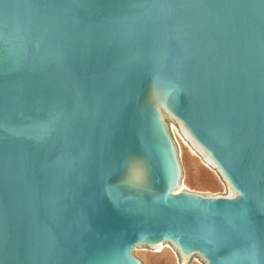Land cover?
I'll use <instances>...</instances> for the list:
<instances>
[{"label": "water", "instance_id": "obj_1", "mask_svg": "<svg viewBox=\"0 0 264 264\" xmlns=\"http://www.w3.org/2000/svg\"><path fill=\"white\" fill-rule=\"evenodd\" d=\"M164 117L227 195L182 190ZM264 264V0H0V264Z\"/></svg>", "mask_w": 264, "mask_h": 264}, {"label": "rangeland", "instance_id": "obj_2", "mask_svg": "<svg viewBox=\"0 0 264 264\" xmlns=\"http://www.w3.org/2000/svg\"><path fill=\"white\" fill-rule=\"evenodd\" d=\"M163 120L174 141L182 168L180 188L200 194L227 195V189L214 168L185 139L175 123L166 117ZM189 182L194 186H190ZM136 255L143 264H189L180 257L175 247L162 251L141 248ZM192 264L206 263L200 257Z\"/></svg>", "mask_w": 264, "mask_h": 264}, {"label": "trees", "instance_id": "obj_3", "mask_svg": "<svg viewBox=\"0 0 264 264\" xmlns=\"http://www.w3.org/2000/svg\"><path fill=\"white\" fill-rule=\"evenodd\" d=\"M188 184H189L190 186H192V187L194 186L191 182H189Z\"/></svg>", "mask_w": 264, "mask_h": 264}]
</instances>
